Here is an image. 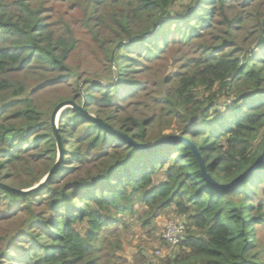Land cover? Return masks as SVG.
Returning a JSON list of instances; mask_svg holds the SVG:
<instances>
[{
  "label": "trees",
  "instance_id": "trees-1",
  "mask_svg": "<svg viewBox=\"0 0 264 264\" xmlns=\"http://www.w3.org/2000/svg\"><path fill=\"white\" fill-rule=\"evenodd\" d=\"M55 7L80 14L111 83L70 68L74 18ZM181 49L189 52L177 71L148 75ZM67 81L75 94L58 103L83 105L138 143L176 135L166 131L177 123L204 172L228 184L264 150V0H0V182L33 188L56 163L52 111L33 95ZM60 122L64 157L46 186L28 196L0 188V220L25 214L15 235L2 236L0 264H264V203H255L264 161L222 191L184 144L140 154L72 108ZM170 211L186 223L178 250L158 262L119 255L126 216L147 227Z\"/></svg>",
  "mask_w": 264,
  "mask_h": 264
},
{
  "label": "rangeland",
  "instance_id": "rangeland-1",
  "mask_svg": "<svg viewBox=\"0 0 264 264\" xmlns=\"http://www.w3.org/2000/svg\"><path fill=\"white\" fill-rule=\"evenodd\" d=\"M179 9L180 8H178L177 10ZM54 10L63 13V15L67 14L71 18H74V23L71 22V25L72 27L74 26L75 34L79 41L77 49L69 60L70 68L73 69L75 73L80 74L84 80L98 81V84L103 86H106L108 83H111L112 76L109 73L108 65L105 64L107 63V59L105 57L104 49L99 48L93 41H90L88 37L84 34V30L79 27L80 24L79 20H77V17H80V14L76 11L70 12L69 9L63 7H55ZM180 11L181 10L177 11V13L179 14ZM188 52L189 51L187 49L178 50L177 54L170 56L166 61H162L161 64H158L157 66L153 67L152 70L150 69L148 75H150L153 71L155 76L160 78L164 75V73L165 76H167L170 72L177 71L180 68L179 66L181 65L180 57L185 54H188ZM174 58H176V60ZM74 85L75 83L73 81H67L64 85L60 87L37 92L33 95V98H35V103L41 110L46 112L52 111L51 114H53L55 108L60 103L65 101H72L64 100L58 103L61 99L67 97L71 98L75 94ZM200 92L203 93V90L201 89ZM202 96L207 97L209 96V94L204 92ZM223 98L228 104H230V102L232 101L230 97H226L229 98L226 100L224 96L220 97V100H222ZM55 104H57V106H55ZM75 105H77L78 107H84L83 105L79 106L76 103ZM216 108L218 109V112H223L226 109L223 106H217ZM66 109H63L61 112H59L55 118L54 125L58 129V131L60 129V121L62 114ZM90 114L96 116L93 113ZM178 128L179 125L173 122L171 129L167 130L166 134L168 135L174 133L178 136H181L180 134H177L179 132ZM35 161L38 162V160ZM31 165L33 166V164ZM89 167L90 166L84 168L82 173H84V171H87ZM24 177L25 176H22V179ZM43 179L41 181H43ZM4 184L11 186L8 182ZM263 190L264 184L262 189L259 191L260 194L255 201L256 204H261V202L264 203V194H262ZM136 209L138 210V212L143 213V209L139 206H137ZM35 210L39 211V208L35 207ZM24 216L25 214L21 213L11 218L8 217L9 219L0 220V247L2 246V243L4 241V237L2 236L8 237L15 235L20 229L22 220H24ZM140 218L141 217L139 215L134 217L126 216L124 218V221L126 222L127 226L118 227L119 232L121 234L122 242V250L119 253L120 256H123L125 259L132 262L134 256H136L139 252H142L146 257H148V260L150 259L153 260V262H158L159 260L166 258L173 252L178 250V246L175 248H171L167 246L164 242H161L159 237L162 236L166 224H175L176 222L183 221L182 217L178 216L174 211H170L166 215H158L147 227H143V220H141ZM256 236L260 241L261 245L264 246V226H260L257 228Z\"/></svg>",
  "mask_w": 264,
  "mask_h": 264
},
{
  "label": "water",
  "instance_id": "water-1",
  "mask_svg": "<svg viewBox=\"0 0 264 264\" xmlns=\"http://www.w3.org/2000/svg\"><path fill=\"white\" fill-rule=\"evenodd\" d=\"M66 108L74 109L76 112H78L84 118L95 122L100 127H102L105 130L109 131L113 136H116L119 139L125 141L126 143L134 146L136 148V150L140 154L154 153V152L158 151L161 148H164L166 146H170V145L175 144V143L184 144L185 146H187L192 151L194 156L199 161L200 166H201V171H202V174H203L205 180L210 185H212L214 188L222 190V191L229 190L233 186L242 183L244 181V179L248 175H250L264 161V150H263L262 153L260 154V156L258 157V159L256 160V162L248 170H246L243 174H241L240 176H238L237 178L232 180L230 183L220 185V184H217L216 182H214L204 172V164H203L202 160L200 159L199 154L196 151L195 147L192 145V143L188 139H186V138H184L182 136L174 135V136H172L170 138L160 140V141H158V142H156L154 144H149L148 145V144L138 143L135 140H133L132 138H130L127 134H124L121 131L116 130L111 125H109L108 123L104 122V120H102L101 118H99L97 116H94V115H91L84 107H78L72 101H65V102L60 103L55 108V110H54V112L52 114L53 133H54V137H55V140H56V143H57L58 159H57L56 163L54 164V166L52 167V169L47 174V176L43 179V181H41L39 184H37L36 186H34L33 188H30V189L14 188V187L9 186L7 184H4L2 182H0V188H2L3 190L8 191L10 193H13V194H17V195H20V196H28V195L40 190L41 188L45 187L46 184L49 182V180L58 172V170L60 168V165L62 163L63 157H64V153H63L62 138L60 136V133H59L58 129L54 125V121H55V118H56L57 114L59 112H61L63 109H66Z\"/></svg>",
  "mask_w": 264,
  "mask_h": 264
},
{
  "label": "built area",
  "instance_id": "built-area-1",
  "mask_svg": "<svg viewBox=\"0 0 264 264\" xmlns=\"http://www.w3.org/2000/svg\"><path fill=\"white\" fill-rule=\"evenodd\" d=\"M185 234L186 223L184 221L176 222L175 224L168 223L164 227L162 239L167 246L175 248L184 240Z\"/></svg>",
  "mask_w": 264,
  "mask_h": 264
}]
</instances>
